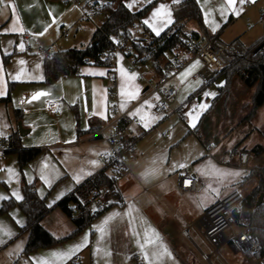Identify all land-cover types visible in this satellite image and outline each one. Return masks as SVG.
<instances>
[{"label":"crops","instance_id":"1","mask_svg":"<svg viewBox=\"0 0 264 264\" xmlns=\"http://www.w3.org/2000/svg\"><path fill=\"white\" fill-rule=\"evenodd\" d=\"M97 1L63 4L60 0H4L0 4V93H3L0 95V264H68L75 257H80L81 264L211 263L212 257L204 260L203 252L201 262L192 254L180 253L177 240L186 237L184 232L187 231L189 237L186 238L192 242V237L207 242L199 227L202 216L197 222H193L192 217L199 212L203 215L221 199L217 196L209 204H199L196 196L205 180L195 168L182 171L181 167L172 169L167 166L164 169V155L172 144L168 147H141L138 144L135 154L128 160L131 173L116 180L119 195H111L104 211L79 233H75L76 226L59 204L99 173L110 175L99 158L108 150V142L96 135L121 115L134 121L128 127L120 123V127L126 129V139L137 143L149 131L168 122L173 114L178 115L174 112L194 99L197 103L190 113H186V108L183 116H179L185 121H194L193 128L187 125V133H194L196 137L194 130L212 102L201 92V82L209 83L199 76L204 64L197 56L198 51L212 40L224 44L238 41L248 50L260 46L264 42V25L259 21L264 0L237 4L238 15L229 11L224 16L220 13L224 0H197L206 33L191 21L183 32L192 35L191 41L178 37H171L168 41L166 64L174 57L187 59L188 64L170 75V83L176 92L172 104L174 112L162 115L153 111L158 99L155 91L158 81L154 82L157 74L152 65L138 64L133 68L122 53L114 56L113 67L88 64L74 75L62 76L52 83L45 82L44 62L47 58L43 55L44 50L51 48L55 53L85 49L94 44V34L106 19L104 13L91 9L88 4ZM182 2L124 0L126 6L133 4L131 8L127 6L133 13L150 6L140 23L143 29L156 36L175 27V9ZM161 5L165 6L164 11L154 18L153 13ZM166 13H170V17ZM13 25L17 31H8ZM20 28L24 29L23 33ZM63 30L68 31L67 36H63ZM143 32L139 30L138 35ZM5 57H10L7 63ZM21 60L24 64L20 63ZM17 76L18 79H13ZM112 76L116 77L115 83L111 81ZM112 88L113 94L110 92ZM38 93L44 95L33 99ZM129 94H134L135 98ZM52 103L56 105L57 117L49 110ZM1 139L7 140V147L1 146ZM198 141L207 155L216 158L212 155L214 147L206 148ZM12 142H17L20 149L36 148L41 152L21 167L18 154L11 147ZM208 161L213 166L219 164ZM149 169L158 171L145 178L143 174ZM186 176L196 179V191L181 189V178ZM243 179L235 185V190L243 186ZM26 185L34 186L38 197L44 200L48 211L39 223L59 243L25 255L30 225L19 204L24 199L23 187ZM174 195L186 202L176 203ZM227 196L225 194L222 200ZM9 201L14 203L13 206L3 212L2 208ZM174 203L175 212L172 209ZM240 232L241 227L237 233L232 231L229 239ZM149 238L153 243L145 244ZM226 244L238 249L231 242ZM73 249H76L74 253ZM249 259V264L255 262L254 258Z\"/></svg>","mask_w":264,"mask_h":264},{"label":"trees","instance_id":"2","mask_svg":"<svg viewBox=\"0 0 264 264\" xmlns=\"http://www.w3.org/2000/svg\"><path fill=\"white\" fill-rule=\"evenodd\" d=\"M80 1V0H77ZM108 4H101L97 1L93 4L97 11L104 13L106 19L103 25L96 31L93 37L92 45L85 49H70L65 51L55 52L50 58L44 62L45 82L52 83L62 76L74 75L79 69L86 65L85 61L88 58L99 60L103 53H108L109 58L102 64L105 65L109 59L113 58V50L116 46V36L121 35L125 42L122 48L130 47L131 54L140 58L139 64L150 63L158 76L163 73V67L166 64L168 48L167 43L170 40L169 28L162 34L156 36L148 32L144 28V32L150 34V39L147 41H136L139 36L138 31L131 29L133 23H140L150 6L140 12H131L124 3V0H106ZM175 24L179 32H184L185 27L191 21L196 22L206 33V27L203 21L202 11L197 3V0H183L175 9ZM212 40V39H211ZM10 57H5V62L9 61ZM232 71L230 72L229 70ZM225 85L219 88V94L212 100L210 107L202 115L199 124L194 132L199 140L206 147H212L219 144V141H214L210 130V122L213 118H219L223 113L222 96L227 86H230L233 79L236 78L242 82L245 91H252L251 98L252 113L255 114L264 106V45L256 47L247 56L241 58L234 63L225 73ZM9 99V96L7 97ZM215 142V143H213ZM17 142H12L11 147H14V152L18 154L20 166L23 167L33 160L39 153L40 149H20ZM12 151V152H13ZM264 148L261 145L254 147L252 153L256 156L261 154ZM228 163V161H222ZM258 179L257 185L247 194L244 195V207L250 212L249 222L251 225V233L256 236L261 245L262 252L257 255L258 259L264 258V199L257 206L258 199L261 194H264V166L258 170H251L245 176L241 185L251 181L253 178ZM108 187L112 196H118L116 189V179L105 172H101L86 184L81 186L76 193L64 199L59 207L72 220L76 226L75 233H79L86 228L90 222L98 216L102 211L91 213L85 207L89 203V197L93 190ZM24 199L19 204L25 213L28 224L30 225V236L24 250V254H29L40 248H48L59 243V240L54 238L44 227L39 223L48 211L44 200L38 197L34 186L26 185L23 187ZM13 202H6L2 211L5 212ZM80 207L83 211L76 214V208ZM236 218L240 220V214H236ZM235 250H237L235 248ZM249 258L253 256L247 254Z\"/></svg>","mask_w":264,"mask_h":264},{"label":"rangeland","instance_id":"3","mask_svg":"<svg viewBox=\"0 0 264 264\" xmlns=\"http://www.w3.org/2000/svg\"><path fill=\"white\" fill-rule=\"evenodd\" d=\"M98 1L101 4L104 3V0ZM262 25L264 24L262 23ZM262 45H264V42ZM229 71L231 72L232 69ZM158 78V75L153 78L155 83H157ZM225 80L224 74L209 84L201 82L200 87H202L203 96L206 99L213 100L219 94V88L225 85ZM231 83L230 86L226 87L222 96V115L218 119H211L210 122L212 138H214V141H219V144L212 146L215 149L212 155L216 156L218 160L228 161V163H221L215 157L207 155V152H205L198 141V136L195 137L194 133H187V125L190 126L189 128H193L194 121H185L175 114L164 125L155 127L147 133L144 139L136 143V146L139 144L141 147L147 145L168 147L172 144L164 155V169L167 166L175 169L181 164L184 165V167H181L182 171L187 168H195L205 180L204 186L199 190L198 196H196V200L200 205L209 204L217 196L222 200L225 194L230 195L235 190V185L246 176L247 170H258L261 166H264V151L258 156L252 153L257 145H261L264 148V106L253 114L251 104L253 90L245 91L242 82L236 78ZM206 93L209 95H205ZM196 103L194 99L187 103L186 113H190L192 106ZM243 153L249 155L250 160L247 167L240 165L239 158ZM208 160L219 164L213 166ZM106 171L109 173L108 170ZM257 182L258 179L255 177L241 186L242 189L240 187L237 190L243 195H247L257 185ZM174 198L176 203L177 201L186 202L175 195ZM174 206L175 203L172 205L173 212H175ZM195 208L197 209V207ZM201 216L200 212L198 214L194 213L192 221L197 222ZM232 231L237 233L240 231V227L234 225L225 232L226 237L230 238ZM192 238L193 242L184 236L177 240L179 251L183 254H192L200 262L202 261V252L210 255L212 257L211 263L202 262L203 264L251 263L242 250H234L230 244L224 245L216 254L213 253V249L204 239ZM189 261L192 262L190 259Z\"/></svg>","mask_w":264,"mask_h":264},{"label":"built area","instance_id":"4","mask_svg":"<svg viewBox=\"0 0 264 264\" xmlns=\"http://www.w3.org/2000/svg\"><path fill=\"white\" fill-rule=\"evenodd\" d=\"M63 4L77 2V0H60ZM87 3V0H80ZM105 4L108 1L104 0ZM91 9L95 10V6L89 3ZM259 21L264 23V8H262L259 16ZM131 29L134 31L144 30L141 23H133ZM68 31L63 30V36H67ZM169 37H178L183 41H191L192 35H186L179 32L177 27H173L169 31ZM150 39L148 32H143L136 41H147ZM116 46L113 50V58L109 59L105 66L113 67L114 56L118 53L124 54L130 65L135 68L139 64L140 58L131 54L133 53L130 47L122 48L125 42L121 35L116 36ZM254 50V49H253ZM253 50H248L242 46L238 41L230 44H224L219 40H212L198 51V57L204 64V68L200 71L199 76L206 82L211 83L221 74L225 73L234 63L241 58L247 56ZM54 51L49 48L43 51L46 58H50ZM109 58L108 53H103L99 60L94 58L86 59L85 63L103 65L104 61ZM188 64L187 59L174 57L170 59L163 67V73L159 76L158 86L155 89L158 94V99L154 103L153 111L156 114H170L173 111L172 104L176 99V92L170 83V75L173 71L182 69ZM112 83H115L116 77H111ZM111 94L114 89L110 90ZM49 110L54 117L58 116V111L54 103L49 105ZM113 111V108L111 109ZM186 111V106L182 105L174 113L183 116ZM134 121L126 115H121L117 121L112 122L108 127L100 129L97 137L104 138L108 142V150L102 152L99 156L103 162L105 169L109 171L112 178L116 180L126 177L131 173L128 165V159L136 152V142L134 140L126 139V129L120 127V123H124L126 127L130 126ZM1 146L7 147V140L1 139ZM240 164L247 167L249 164V155L243 153L240 156ZM249 174V171H246ZM183 184L181 189L183 191H196L197 181L193 177H182ZM111 192L108 187L95 189L91 192L89 203L85 207L91 213H96L104 210L109 203ZM83 211L82 208H76V214ZM236 214H240V220L236 218ZM250 212L244 207V195L239 190H234L223 200L215 203L207 208L199 221V227L210 246L213 248L214 253H218L219 249L228 242L233 243L238 249L242 250L245 254L252 255L255 264H264V258L258 259L257 255L262 252V245L259 239L251 233V225L249 222ZM234 225L241 227V232L229 239L226 237L225 232L230 230ZM186 237H189L187 231L184 232ZM204 260H210V255L203 254ZM68 264H81L80 257H75Z\"/></svg>","mask_w":264,"mask_h":264},{"label":"snow or ice","instance_id":"5","mask_svg":"<svg viewBox=\"0 0 264 264\" xmlns=\"http://www.w3.org/2000/svg\"><path fill=\"white\" fill-rule=\"evenodd\" d=\"M246 2H249V0H224V4H222L221 5V8H220V13H221L222 16H224V15H227L229 11H232L233 13H235V14L238 15L240 9L237 8V4L242 5V4L246 3ZM250 2H253L254 3L255 0H250ZM3 3H4V0H0V4H3ZM127 6L129 8H131V7H133V4L132 3H129ZM164 9H165V6L164 5H161V8L158 9L156 12L153 13V17L155 18L157 16H160L161 13H162V11H164ZM166 14L170 17V13H166ZM168 22L170 23L171 20L169 19ZM145 23H148V21H145ZM153 30L156 31L157 34H159V30L158 29L154 28ZM8 31L16 32L17 31V28L15 27V25H13V27L10 28ZM19 31L21 33H23L24 29L20 28ZM41 35H43V33H41ZM20 48H21V50H23V44L22 43L20 44ZM20 63L21 64H24V61L21 60ZM193 67H195V65ZM102 74L103 73H101V75ZM18 78H19L18 76L17 77H13V79H18ZM2 94L3 93H0V95H2ZM123 94L124 93H123V89H122V95ZM39 95H44V93L35 94L33 96V99L37 98V96H39ZM129 95H130L131 98H135V95L134 94H129ZM205 95H209V94L206 93ZM123 106L124 105L122 104L121 107H123ZM201 107L202 108H206L207 105H201ZM137 111H139V110H137ZM193 126H195V125L193 124ZM93 163H95V162H93ZM153 163H155V161H153ZM179 167H184V165L181 164V165H179ZM157 171H158L157 169H149V170H146V172L143 175L145 176V178H147L150 175H155ZM237 175H238V173H237ZM151 243H153V241L150 238L149 239H146L145 244H151ZM141 247L143 248L144 245H141ZM75 251H76V249H73L72 250V253H74ZM156 255H159V253H156ZM145 258L146 259L148 258L147 253L145 254Z\"/></svg>","mask_w":264,"mask_h":264},{"label":"water","instance_id":"6","mask_svg":"<svg viewBox=\"0 0 264 264\" xmlns=\"http://www.w3.org/2000/svg\"><path fill=\"white\" fill-rule=\"evenodd\" d=\"M263 199H264V194H261L259 199H258L257 206H259L262 203Z\"/></svg>","mask_w":264,"mask_h":264}]
</instances>
